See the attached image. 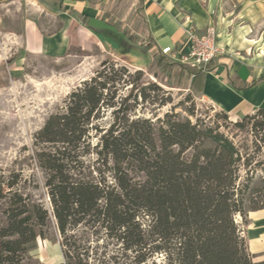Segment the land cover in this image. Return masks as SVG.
Returning <instances> with one entry per match:
<instances>
[{
	"label": "trees",
	"instance_id": "obj_1",
	"mask_svg": "<svg viewBox=\"0 0 264 264\" xmlns=\"http://www.w3.org/2000/svg\"><path fill=\"white\" fill-rule=\"evenodd\" d=\"M72 1L98 9L111 26L122 0ZM137 1L144 38L137 41L128 31L122 35L131 45L139 43L152 58L150 66L171 77L176 64L161 54L147 27L143 2ZM72 15L90 29L86 15ZM99 66L33 135V158L44 175L50 211L21 195L15 180L6 184L11 196L4 211L6 226L0 230V264H29V251L50 221L60 237L61 264H145L154 256L164 264H264V256L248 251L236 221L239 216L243 224L247 214L264 210V176L262 187L252 186L249 159L217 127L199 119L168 113L155 121L131 118L137 97L132 96L136 84L129 83L130 72L122 68V85L130 87L116 105L117 92L107 99L110 87L117 91L109 86L111 78L101 79L115 65L103 60ZM210 66L188 76L190 93L202 92ZM177 81L181 88L182 69ZM261 82L264 77L249 82L226 77L239 90ZM108 112L112 121L104 127ZM253 116L261 121L252 130H264V109ZM91 154L95 158L84 161ZM100 241L114 246L110 256L99 251Z\"/></svg>",
	"mask_w": 264,
	"mask_h": 264
},
{
	"label": "rangeland",
	"instance_id": "obj_2",
	"mask_svg": "<svg viewBox=\"0 0 264 264\" xmlns=\"http://www.w3.org/2000/svg\"><path fill=\"white\" fill-rule=\"evenodd\" d=\"M60 1L11 0L0 3V230L6 226L4 211L11 196L6 184L14 180L17 182L14 188L21 195L29 196L50 211L44 175L33 158V135L47 117L63 105L72 89L101 70L99 65L103 60L115 65L114 71L106 69L101 75L102 80L111 78L109 86L117 89L114 91L110 87L107 99L117 92L113 101L118 105L127 94L130 84L123 87L122 68L131 74L129 83L136 84L132 96L136 95L137 105L130 114L131 118L155 121L168 113L192 122L199 119L217 127L249 159L255 174L252 186H263L264 130L254 131L251 127L254 122L261 121V116H253L254 111L247 118L234 120L199 94L190 93L188 76L196 71L175 62L171 56L161 53L169 63L176 64L171 77L150 66L152 58L139 43L131 45L122 35L123 31H128L138 38L137 41L144 38L145 28L136 13L137 0L119 1L121 10L113 15L112 28L93 20L90 29L78 22L73 12L64 8L55 11L56 2ZM254 2L253 6L264 9V0ZM233 4L236 8L242 6L239 1ZM254 24L246 38V47L233 54L250 69L258 70L257 74H264V15ZM30 28L36 30L37 37L40 36L41 46ZM181 69L183 83L178 88L177 74ZM111 121L112 115L108 112L102 126L106 127ZM233 121L242 122L244 127L236 128ZM91 141L92 144L96 142L93 135ZM93 158L95 156L91 154L85 156L84 161L90 162ZM236 221L240 224L248 251H255L254 246H249L247 231L254 221L255 227L249 235L251 238L264 236V218H254L249 213L243 224L239 216ZM43 232V238H38L35 248L29 251L31 259L27 263L61 264L60 237L54 223L50 221ZM78 233L81 234V230ZM98 244L99 251H104L107 256L114 252L112 244L106 241ZM256 256L261 258L264 253ZM145 264H164V260L154 256Z\"/></svg>",
	"mask_w": 264,
	"mask_h": 264
},
{
	"label": "crops",
	"instance_id": "obj_3",
	"mask_svg": "<svg viewBox=\"0 0 264 264\" xmlns=\"http://www.w3.org/2000/svg\"><path fill=\"white\" fill-rule=\"evenodd\" d=\"M7 1L11 0H0V3ZM105 1L107 0L103 2ZM237 1L242 3L239 8L233 6ZM142 2L147 27L160 50L169 46L174 51H179L187 44L189 32L203 34L207 27H215L216 42L223 50V54L211 64L212 69L204 74L200 97L211 102L234 120L258 109H264V82L247 90L235 89L226 83L228 75L237 76L247 82L264 77V74H257L258 70L250 69L247 64L236 60L233 54L237 49L246 47V38L251 27L261 15H264V9L253 6L254 0H142ZM56 4L57 8H53L55 11L64 8L69 12L86 15L89 18V26L91 21L97 20L111 27L102 19L99 10L90 7L86 2L61 0ZM29 31L40 40L41 46V38L36 36V30L30 28ZM250 214L254 215V218H264V210ZM254 227L252 221L247 235L249 246L256 248L255 251L249 252L256 255L264 253V236L251 238L249 234Z\"/></svg>",
	"mask_w": 264,
	"mask_h": 264
},
{
	"label": "built area",
	"instance_id": "obj_4",
	"mask_svg": "<svg viewBox=\"0 0 264 264\" xmlns=\"http://www.w3.org/2000/svg\"><path fill=\"white\" fill-rule=\"evenodd\" d=\"M163 55L171 58L191 71L206 69L223 54L216 42V29L209 26L203 34L189 32V40L184 48L174 51L171 47L161 49Z\"/></svg>",
	"mask_w": 264,
	"mask_h": 264
}]
</instances>
